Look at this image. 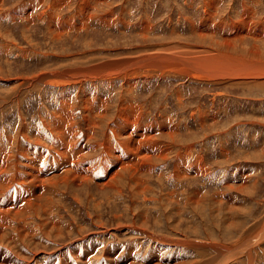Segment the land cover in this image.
<instances>
[{
	"label": "rangeland",
	"instance_id": "obj_1",
	"mask_svg": "<svg viewBox=\"0 0 264 264\" xmlns=\"http://www.w3.org/2000/svg\"><path fill=\"white\" fill-rule=\"evenodd\" d=\"M147 54L168 59L124 64ZM84 99H95L93 107L96 101L87 114ZM121 104L143 118L133 132L162 127L156 137L169 151L153 155L149 174L124 171L118 191L95 177L136 155L115 153L108 169L90 171L103 150L87 148L103 143ZM64 109L70 119L63 116L56 125L64 128L55 129L53 117ZM59 132L73 151L82 147L77 171L95 177L32 197L42 188L28 177H51L77 159L58 158L52 145ZM0 155V174L9 157L26 162V199L32 197L15 221L20 189L12 177L0 186L11 190L0 193V208L8 204L12 225L1 227L0 253L13 245L28 257L22 264H213L226 253L221 248L242 245L264 219V0H0ZM186 166L194 172L182 174ZM191 196L204 198V206L193 209ZM16 229L29 233L26 243ZM249 251L254 264H264V239Z\"/></svg>",
	"mask_w": 264,
	"mask_h": 264
},
{
	"label": "bare ground",
	"instance_id": "obj_2",
	"mask_svg": "<svg viewBox=\"0 0 264 264\" xmlns=\"http://www.w3.org/2000/svg\"><path fill=\"white\" fill-rule=\"evenodd\" d=\"M168 59L167 57H164V56H158L157 54L154 55V54H147V55H144L141 59L138 58L135 60V62L133 61H125L124 64L125 65H128V66H131L133 64H142V62L144 64H160L163 60H166ZM234 63V62H232ZM123 63H119L118 64V67H121ZM200 64V63H199ZM107 66L108 69H111L113 67L116 66V64H103L101 66ZM92 75V74H91ZM92 76H95V75H92ZM98 78H102L101 76H97L95 79L97 80ZM109 78V77H108ZM129 83H132V79H130ZM133 85V84H132ZM95 100V99H94ZM94 100L92 101L91 99H84V103H85V111L86 113L84 114H87L89 112H91V109L94 110V107H96V101H95V104H94V107H93V102ZM91 102V103H90ZM100 102V101H99ZM103 102V101H101ZM105 102V101H104ZM107 103V102H106ZM99 104V103H98ZM105 104V103H104ZM108 105V104H107ZM98 107V106H97ZM105 107V106H104ZM100 108V107H99ZM70 109V108H68ZM96 110V109H95ZM98 110V109H97ZM101 110V109H99ZM105 110V109H104ZM62 115H54L53 117V120H52V123L54 128L55 129H61L63 127V124L59 127L56 125V123L58 124L60 122H62V118L63 116H65V118L67 116L70 115V112L67 110V109H64L63 112H61ZM105 113V112H104ZM74 114V113H73ZM72 114V115H73ZM95 114V113H94ZM98 115V114H97ZM105 115V114H104ZM86 116V115H85ZM90 116V115H88ZM72 118V117H71ZM93 118V117H92ZM98 118V117H97ZM103 118V116L101 117V119ZM66 119H70L69 117H67ZM72 120V119H71ZM85 120V118H84ZM145 120V119H144ZM89 122V120L87 121ZM112 123H110V127L107 128V135L105 136V139L103 140V143H100V142H97V143H94L92 145L89 146V150H92V149H99L100 147L102 148L103 150V154L101 155V158L99 159V165L98 163L94 166L92 165V163H95V162H89V167H87V169L90 168V171H93V169L95 168H99V166L102 168V169H108L107 166H108V162L106 161L107 158H110V157H116L118 158V156L115 154V153H122L123 151L127 154H129V157L130 156H133V155H136V159L134 161H128L126 163H114L113 167L110 168L111 171L114 170V172L112 173H108L107 175L105 174H102V175H99V176H96L95 177V172L94 174H92L93 176L90 177V172L88 173H85L84 172H79L77 170H79V168L77 167L78 164L80 165V162L82 161V157L84 158V154L82 153V150L81 148H78L76 149V151H73L74 150V145H69L68 141L70 139L74 140V137H76V132L71 130L70 133L67 132L70 136L68 140L65 141V138L62 137L64 135H60V131L58 133V135L56 136V138H54V144L52 145V148L53 147H56L58 149H56V153L58 155V158L60 155H64L65 153V156H66V153H69L71 154V156H76L77 159L76 161L74 162V166L73 167H70V168H66V170L62 171L61 173H57L56 175H53L51 177L48 176V178H44V179H39L37 177H32V180L30 179V177H28V181L31 183L30 185H33L34 188H38V187H41L42 189L40 190V192H34V195H32V197H36V198H43V197H46L45 195L47 194L46 192H49L50 190H53L56 188V185H59V184H64V183H68V184H76L78 182V185H84L86 182H88L89 180H92L91 178H96L98 179L97 182L99 181L100 184L98 183V185H102L100 187L102 188H105L104 186H108L109 188H117L118 191L121 190L119 186V183H120V179L122 178L123 176V173L124 171H130L131 175H135V176H142L143 174L147 173L149 174V172H152L154 171L156 168L154 167V161L153 159L156 157V156H153V155H157L158 151H160L163 155L166 154V151L168 152L169 151V148L168 146L165 144H161V140L159 137H156V133L158 130H160L158 128V126L156 127L154 124H149L147 126H144L143 129L140 128V132H133L134 128H136L135 130H138V128L140 127V122L141 123H144L143 121V118L141 117H138L134 114H132V112L129 111L128 108L125 107L124 104H121L120 107H119V111H118V117L117 119H114V121H111ZM147 122V121H146ZM70 123V122H69ZM73 123V122H72ZM149 123V122H148ZM155 123V122H153ZM147 124V123H146ZM48 125V124H47ZM131 125V126H129ZM145 125V124H144ZM94 126V127H93ZM92 126V130H95V131H91L92 132V135H94V133L97 131V128L100 126V122L96 120V122H94ZM126 126V129L129 130V131H126V130H123V128ZM131 127V128H130ZM64 128V127H63ZM88 128V126H87ZM43 129V128H42ZM54 129L53 132H56V130ZM75 129V128H74ZM110 129V130H108ZM125 129V128H124ZM52 130V129H51ZM66 130V129H65ZM163 130L166 131L168 130L165 126L163 127ZM42 132V131H41ZM65 133V131H63ZM78 132V131H77ZM63 133V134H64ZM106 133V131H105ZM57 134V133H56ZM167 134V133H166ZM53 135H55L53 133ZM90 135V134H89ZM170 136V132L168 134ZM43 136V135H42ZM45 136V135H44ZM67 136V135H66ZM91 136V135H90ZM68 138V137H67ZM115 139V142L113 144H110V141L111 139ZM136 138H139L140 139V146H136V143L134 141V139ZM155 139V140H153ZM160 140V141H159ZM53 141V140H52ZM40 142V141H38ZM68 143V144H67ZM78 143V142H77ZM31 144V143H30ZM35 145V144H34ZM115 145V146H114ZM50 146V145H49ZM33 147V146H32ZM47 147V146H46ZM192 147V146H191ZM191 147L187 148L188 151H191ZM30 148V147H28ZM21 149V148H20ZM72 149V150H70ZM29 150V149H28ZM27 150V151H28ZM30 151V150H29ZM33 151V150H32ZM51 151V150H50ZM55 151V150H54ZM25 153V151H24ZM33 153H36L37 152H33ZM55 153V152H54ZM55 153V155H56ZM26 155V154H25ZM68 155V154H67ZM122 155V154H121ZM1 156V155H0ZM24 156V155H23ZM35 156V154H34ZM38 156V155H36ZM72 156V157H73ZM20 157V156H19ZM32 157V156H31ZM53 157V156H52ZM57 157V156H56ZM61 157V156H60ZM68 157V156H67ZM167 157V156H166ZM182 157V156H180ZM13 157H9L8 160L6 161L5 163V166H4V169L2 171L1 174H4V177L1 179L0 178V186H3L5 185L4 189L8 186V183L10 182L9 180L11 179V177L13 178V180L15 181V186L17 188L20 189V192H19V196H18V200L21 202V206L16 208V209H13L15 210L13 215L10 214L11 211L10 208H8V204L6 203V207L7 208H4V209H1L0 210V230L2 229L1 227L3 228H7L8 225L9 226H12L10 225V221H8V219H6V215L8 214V211H9V214L12 216L13 220H17L19 218V213H22L24 212L26 209L24 207H22V201L24 200H31L32 197L27 198V196L29 195V190L30 189H25L26 188V181H27V177L25 176V174L22 172L24 171L23 170V166L24 164L26 163L25 161H23L22 159L18 158L17 156V160L15 161L16 163H12L11 160H12ZM35 158V157H34ZM57 158V163L58 165L60 166H64V163L62 161V159H58ZM69 158V157H68ZM28 159V158H27ZM33 159V158H32ZM52 159V158H51ZM120 159V158H119ZM122 159V158H121ZM132 159V158H131ZM29 160V159H28ZM81 160V161H80ZM130 160V159H129ZM68 161V160H67ZM95 161V160H94ZM34 162V160H33ZM36 162V161H35ZM65 162V161H64ZM69 162V161H68ZM112 162V161H111ZM119 162V161H118ZM37 163V162H36ZM48 163V162H47ZM56 163V164H57ZM70 163V162H69ZM82 163V162H81ZM84 163V162H83ZM82 163V164H83ZM82 164H81V167H82ZM2 165V164H1ZM67 165V164H66ZM84 165V164H83ZM127 165V166H125ZM51 166V165H50ZM71 166V164H70ZM94 166V167H93ZM44 167V166H43ZM86 167V166H85ZM84 167V168H85ZM116 170V168H118ZM13 168L12 170L16 171L15 174L13 173H10V169ZM29 168V167H28ZM50 168V167H49ZM59 170L61 167H59ZM74 168V169H73ZM25 169V168H24ZM55 169V168H54ZM65 169V168H64ZM73 169V170H72ZM191 168L190 167H180V172L182 174H192L194 172L193 169H195L193 167L192 170H190ZM26 170V169H25ZM58 170V171H59ZM86 170V169H85ZM97 170V169H96ZM34 171V170H33ZM50 171V170H49ZM107 171V170H106ZM105 171V173H106ZM25 172V171H24ZM35 172V171H34ZM201 172L200 175H204L205 172H208V170L206 169H201ZM0 174V175H1ZM99 174V172H98ZM30 176V175H29ZM38 176V175H36ZM43 176H45L43 174ZM1 177V176H0ZM41 178V177H40ZM39 180V181H37ZM11 182H12V179H11ZM25 186V187H24ZM4 189H1L0 188V193L4 191ZM18 189V190H19ZM113 190V189H112ZM38 191V190H37ZM11 192L10 190V187L4 191V194H9ZM31 194V193H30ZM10 196V194H9ZM14 196V195H13ZM9 198V197H7ZM13 198V197H12ZM11 198V200H12ZM192 198V208L195 209L196 211L200 208V206H204V203H205V199L204 198H199L198 200H194L193 196H191ZM15 199V198H14ZM17 200V199H16ZM214 202H216V199L214 197ZM8 201V200H6ZM5 201V202H6ZM9 202V201H8ZM11 203V202H9ZM18 203V202H16ZM14 204V201L13 203H11V205ZM10 205V204H9ZM10 205V206H11ZM53 207V206H52ZM25 209V210H23ZM10 219V217H9ZM27 219V218H26ZM25 219V221H26ZM29 220V219H28ZM6 221H8L7 223H5ZM5 230V229H4ZM27 230V229H26ZM33 230V229H31ZM30 231V230H29ZM16 232L18 233V236H19V239L22 243H26L25 238L27 236H30L29 233L25 232V231H21V230H18L16 229ZM255 232V234H254ZM36 234V233H35ZM264 219H263V223L259 226V228H257L256 230L254 229L252 232H250L248 235H247V239L244 241V243L238 247H234V246H225V248H221L219 252H224L226 251V253H222V256L219 258L218 256H216V258L218 257V259L214 260L213 261V264H226V262L232 260V261H236L235 264L237 263H241V261H238L237 259L241 256H245L247 258L246 260V264H254L255 262V253H253V251H249V249L251 248V246L253 244H258V241L259 240H263L264 237ZM4 238H5V233H3V230L2 232L0 231V248L3 244V241H4ZM8 242H10V239H8ZM9 245V243L7 244ZM13 245H11L12 247ZM215 244L212 245V247H214ZM10 246H7V248L9 250H5L4 253H0V255H2V259L0 258V264H22V263H29V261L27 260V256L25 255H22V253H18L17 251L15 252H12V249H11ZM27 247V245H26ZM160 252H164V247H160L158 248ZM224 250V251H223ZM1 251V250H0ZM63 251V250H62ZM246 251L245 253H242ZM208 252V251H206ZM34 254H38V253H34ZM206 253H203L201 252V255H205ZM208 254V253H207ZM218 254V253H217ZM199 255V259H200V254ZM21 256V257H20ZM64 256V255H63ZM213 256V255H212ZM67 257V256H66ZM73 257V256H72ZM215 257V256H214ZM20 258H23V259H20ZM36 258V257H35ZM54 258V257H53ZM74 258V257H73ZM110 258V257H109ZM163 258V257H162ZM67 259V258H66ZM70 259V258H69ZM214 259V258H213ZM55 260V258H54ZM54 260L52 258H50V260L48 261L50 264H53L54 263ZM162 260V259H161ZM168 259L166 258L164 262H168L170 263V261H167ZM211 260V259H210ZM119 261V260H118ZM65 262V261H64ZM63 263V262H62ZM115 263V262H114ZM206 263V262H205ZM65 264H75L74 261H69L68 262L66 261ZM207 264V263H206ZM212 264V263H211Z\"/></svg>",
	"mask_w": 264,
	"mask_h": 264
}]
</instances>
